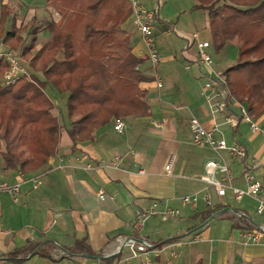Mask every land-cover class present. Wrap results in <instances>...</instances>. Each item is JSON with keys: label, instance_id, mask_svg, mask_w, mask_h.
<instances>
[{"label": "crops", "instance_id": "1", "mask_svg": "<svg viewBox=\"0 0 264 264\" xmlns=\"http://www.w3.org/2000/svg\"><path fill=\"white\" fill-rule=\"evenodd\" d=\"M12 1H17L20 11H33L31 18L43 11L59 21L46 11L48 0L31 8L25 0H0V10L3 4L13 8ZM139 1L158 14L154 36L161 62L157 68L149 62L145 43L129 20L133 53L146 60L138 69L153 77L139 85L147 92L151 115L121 118L126 125L123 134L114 130L113 119L96 129L90 139L74 142L69 134L68 93L47 86L53 114L63 126L55 155L28 174L4 169L0 157L1 174L10 183L45 172L39 189L25 183L18 200L7 194L0 196V264H264V235L258 244H246L244 238L256 225L264 224V213L256 214L255 198L237 200L233 193V188H247L245 172L264 185V116L255 118L262 132L254 133L240 119L242 105L231 102L228 112L239 119L232 127L224 118L210 115L201 95L209 76L236 63L238 42L230 41L220 52L215 51L209 11L198 7L197 0H178L180 6L171 19L164 15V5L170 0ZM166 21L173 23L174 31ZM42 30L40 34L47 41L40 47L52 38L49 31ZM205 41L211 42L210 53H218L211 54V68L197 61V44ZM192 117L208 129L219 125L217 137L229 145L244 146L247 159L196 147L189 126ZM116 156L119 161H115ZM82 157L91 169L85 168ZM171 160L169 175L165 167ZM211 160L226 163L231 170V179L224 182L225 196L200 181ZM217 178L222 180L220 173ZM100 192L106 194L104 199L99 198ZM206 194L211 197V209L202 199ZM189 195L199 197L196 206L184 204L183 197ZM154 204L159 213L136 228L137 213L150 210ZM168 210L178 214L163 216ZM140 236L154 244L148 255L134 258L124 250L112 262L101 256L104 250L114 248L118 238ZM77 241L84 242L93 256L68 253L67 257L54 258L56 249H72Z\"/></svg>", "mask_w": 264, "mask_h": 264}, {"label": "trees", "instance_id": "2", "mask_svg": "<svg viewBox=\"0 0 264 264\" xmlns=\"http://www.w3.org/2000/svg\"><path fill=\"white\" fill-rule=\"evenodd\" d=\"M197 2L209 11L216 52L230 41L238 42L236 63L221 73L228 107L237 102L247 106L251 117L264 116V0ZM45 9L61 19L46 24L50 41L24 54L31 81L20 78L2 86L9 67L0 58V157L4 169L22 174L45 165L60 141L62 126L52 114L54 104L45 92L47 86L68 93L69 134L74 142L90 139L96 129L113 119L151 115L147 92L139 85L153 77L138 69L146 60L131 47L130 0H48ZM37 22L33 17L27 25L28 29L33 26L31 47L38 35ZM165 23L174 31L172 22ZM24 29L17 27L15 10L3 4L0 42L10 49L21 48ZM66 251L70 256H93L80 241Z\"/></svg>", "mask_w": 264, "mask_h": 264}, {"label": "built area", "instance_id": "3", "mask_svg": "<svg viewBox=\"0 0 264 264\" xmlns=\"http://www.w3.org/2000/svg\"><path fill=\"white\" fill-rule=\"evenodd\" d=\"M132 4L131 13V26L140 33L145 46V54L148 57L149 62L154 68H157L161 62V56L159 49L157 47L154 31L157 23V11L147 8L139 0H130ZM211 47L210 41L199 42L197 44V61L208 68L213 66V58L209 49ZM0 58H2L8 65L9 70L5 73L3 80L6 85L13 84L20 78H28L31 81L30 73L27 68L21 65L20 57L13 51L7 49V47L0 42ZM158 87H162V82L157 79ZM225 84L224 78L221 74L214 75L206 80L202 87L201 95L205 99V103L208 106L210 115L213 118L222 117L225 122L232 127L237 126L238 118L231 115L228 112V106L226 102L227 91L224 90L223 85ZM241 115L240 119L249 124L252 132H262L257 120L251 117L243 105L240 106ZM193 143L196 147L201 149H209L215 153H220L226 151L231 157L238 158L241 160H246L248 157V152L246 148L238 143H233L229 145L223 137H217L220 133L219 125L214 124L212 128H206L201 121L192 117L189 123ZM125 122L119 118L115 120L114 130L123 134L125 131ZM82 162L85 163L86 169H91L92 166L84 161V157L81 158ZM119 156L115 157V161H119ZM173 166V161L171 160L165 167V172L171 174V169ZM141 174H144L143 170H140ZM220 173L222 180L217 178V174ZM45 172H40L38 174H33L29 176H23V178L17 182L10 183L5 181L0 170V196L3 194L9 195L13 200H18L21 195L22 185L25 183H31L32 189L37 190L40 188L43 182ZM244 178L247 182V188L245 190L239 188H233L234 197L237 200L242 199L245 196L255 198L258 201V206L256 209L257 215H262L264 213V185L261 181H258L250 172L244 173ZM231 179V170L226 163L217 162L216 160H211L206 163L204 173L200 176V181L204 182L210 187H213L219 196H225L227 186L224 184L225 181ZM106 194L100 192L99 198L104 199ZM205 205L208 209L213 207L211 197L206 194L202 197ZM199 197L196 195H189L183 197L184 204L196 206ZM157 204L146 212L137 213V218L135 220V227H141L143 223L149 216L156 215ZM178 212L174 210L164 211L163 216H175ZM244 215V214H241ZM264 235V224H258L251 231L245 233L244 238L246 244H258ZM154 248V244L150 239L145 237H120L114 243V248L112 250H104L101 254L104 258L117 257L121 255L124 250L130 252L131 256L136 258L141 255H148L149 251ZM68 256V252L58 248L56 249L54 258L61 259ZM147 264H152L147 262Z\"/></svg>", "mask_w": 264, "mask_h": 264}, {"label": "rangeland", "instance_id": "4", "mask_svg": "<svg viewBox=\"0 0 264 264\" xmlns=\"http://www.w3.org/2000/svg\"><path fill=\"white\" fill-rule=\"evenodd\" d=\"M44 1L45 0H25V5L27 6V8H31V7H34L35 5H41V3H43ZM11 3L14 4L13 9L15 10V13H16V24H17V27L21 28V29H24V28L27 27V29H24L25 31H23L22 34H21V36L23 37V40H24L23 45L21 46V48H19V49H10L9 47H7V46L6 47H7V49L13 51L15 54H18V56L20 57L21 65L29 70L28 60L24 58V54L30 48H32V50L40 49L41 47L39 45L42 43V41H45V40L47 41V39L43 38L40 33L43 31L42 29L46 30L45 26L51 20V18L48 17L46 15V13H44L43 11H39V13L37 12V14H38L37 15L38 16L37 17V21L38 22H37L36 25H37V30H38L39 33H38V35L36 37L35 43L31 47V44L34 42L33 41V37H32V33H31V30H32L33 26H31L28 29L29 26H27V25L29 24V22L32 19L31 16L33 14V11L27 13L28 9H26V8H24V10L20 11L19 8H18V6H20V5H17L18 4L17 1H12ZM30 3H34V4H30ZM179 6H180V2L178 0H173V1L170 0L169 2H166V4L164 5V15H165V17L167 19H171L170 17H172V16H170V15L175 14V12H176V10L178 9ZM53 14H55L54 18L60 21L61 16H59L57 13H54V12H53ZM10 25H11V20L8 23V28L10 27ZM30 25H31V23H30ZM128 30L131 32L130 28H128ZM230 48L231 47H229L228 49L231 50ZM211 54L216 56L215 54H218V53H216L215 51H212ZM235 54L238 56L239 50H237V53H235ZM59 57H61V56H59ZM231 65H233V64H231ZM1 82H2V86H7L6 83L4 82L3 78L1 80ZM164 89H159V90H160V92H162ZM53 109H52V114H53ZM147 126H148V124H147ZM62 129H63V126H62ZM186 133H188L190 135L188 130L186 131ZM2 164L3 163L1 162V166H2Z\"/></svg>", "mask_w": 264, "mask_h": 264}, {"label": "water", "instance_id": "5", "mask_svg": "<svg viewBox=\"0 0 264 264\" xmlns=\"http://www.w3.org/2000/svg\"><path fill=\"white\" fill-rule=\"evenodd\" d=\"M212 219V218H211Z\"/></svg>", "mask_w": 264, "mask_h": 264}]
</instances>
